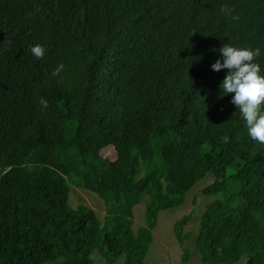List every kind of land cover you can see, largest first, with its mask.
<instances>
[{
	"label": "trees",
	"instance_id": "1",
	"mask_svg": "<svg viewBox=\"0 0 264 264\" xmlns=\"http://www.w3.org/2000/svg\"><path fill=\"white\" fill-rule=\"evenodd\" d=\"M226 42L264 49V0H0V264H92L99 246L108 264H146L159 212L208 175L200 264H264V143L220 95ZM71 183L103 220L70 205Z\"/></svg>",
	"mask_w": 264,
	"mask_h": 264
},
{
	"label": "rangeland",
	"instance_id": "2",
	"mask_svg": "<svg viewBox=\"0 0 264 264\" xmlns=\"http://www.w3.org/2000/svg\"><path fill=\"white\" fill-rule=\"evenodd\" d=\"M110 154V152H109ZM213 181L211 175L197 182L186 194L184 204L179 207L164 209L159 212L157 224L153 230L154 240L150 244L145 258L146 264H200V254L195 245V235L199 229L201 215L206 206L213 200L211 196L201 193V190ZM69 203L73 207L84 204L91 207L99 219L103 220L106 215L104 201L95 193L71 183ZM149 197L144 196L133 208L132 227L136 231L138 227L144 226L145 215ZM191 214V220L184 226L183 234L190 233L191 236L180 244L175 237L174 224L184 215ZM184 248L189 252L188 260H183ZM100 246L95 248L91 254L92 264H108L99 253ZM245 259L236 264H243ZM113 264H123V257L117 259Z\"/></svg>",
	"mask_w": 264,
	"mask_h": 264
},
{
	"label": "clouds",
	"instance_id": "3",
	"mask_svg": "<svg viewBox=\"0 0 264 264\" xmlns=\"http://www.w3.org/2000/svg\"><path fill=\"white\" fill-rule=\"evenodd\" d=\"M222 11L233 19H238V15H234L227 5L222 6ZM30 50L37 58L43 57L46 52L41 43L31 45ZM219 52L221 55L211 64V68L215 71L227 70L219 84L220 95L232 94L231 101L239 108L249 135L264 143V68L256 59L264 54V49L226 42L219 48ZM63 67L60 64L54 69V74H58ZM40 104L47 108L49 101L41 96ZM223 139L227 142L230 137L226 134Z\"/></svg>",
	"mask_w": 264,
	"mask_h": 264
}]
</instances>
